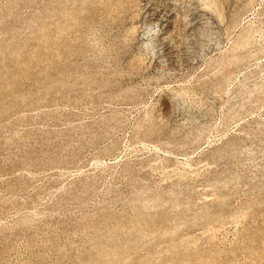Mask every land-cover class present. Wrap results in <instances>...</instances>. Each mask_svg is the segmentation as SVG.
I'll use <instances>...</instances> for the list:
<instances>
[{"label":"rangeland","instance_id":"374dc122","mask_svg":"<svg viewBox=\"0 0 264 264\" xmlns=\"http://www.w3.org/2000/svg\"><path fill=\"white\" fill-rule=\"evenodd\" d=\"M0 264H264V0H0Z\"/></svg>","mask_w":264,"mask_h":264},{"label":"bare ground","instance_id":"6f19581e","mask_svg":"<svg viewBox=\"0 0 264 264\" xmlns=\"http://www.w3.org/2000/svg\"><path fill=\"white\" fill-rule=\"evenodd\" d=\"M83 1V0H82ZM86 0H84V2H85ZM98 1V0H97ZM100 1V3H101V0H99ZM207 1V0H206ZM208 1H210V0H208ZM75 3V2H74ZM103 3V2H102ZM80 4H81V2H80ZM214 5H215V3H213ZM210 5H211V3H210ZM68 7V6H67ZM60 15V14H59ZM245 37L246 36H244V38H243V36L241 37V38H239V41L241 42V41H243V40H245L246 41V39H245ZM241 39V40H240ZM245 41H244V43H245ZM242 43V42H241ZM244 43H243V45H244ZM149 116V115H148ZM151 116V115H150ZM151 119V118H150ZM152 121V120H151ZM150 122V121H149ZM140 192V191H139ZM143 198V197H142ZM156 197H154V199L153 200H156L155 199ZM143 199H145V198H143ZM150 199V198H149ZM141 200V199H140ZM152 201V200H151ZM140 202V201H139ZM141 202H142V200H141ZM144 202V201H143ZM143 202H142V204H141V206L143 207V206H148L147 204H149V202L147 201V204H146V200H145V205H143ZM152 202H154V201H152ZM152 202H150V204L152 203ZM155 203V202H154ZM150 206H152V204L150 205ZM150 206H148V208L150 207ZM158 205H156V207H157ZM159 207V206H158ZM150 209V208H149ZM151 210V209H150ZM97 229H99V228H97ZM101 229H103V226H102V228ZM173 229V228H172ZM100 230V229H99ZM172 233H173V231H172ZM103 235V234H102ZM146 235V234H145ZM145 237V236H144ZM97 243V242H96ZM95 243V244H96ZM101 244V243H100Z\"/></svg>","mask_w":264,"mask_h":264}]
</instances>
